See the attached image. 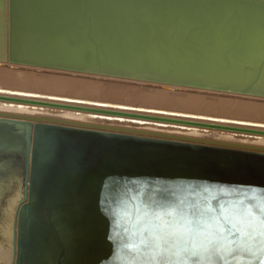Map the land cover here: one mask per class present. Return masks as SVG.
Returning <instances> with one entry per match:
<instances>
[{"label":"water","instance_id":"water-1","mask_svg":"<svg viewBox=\"0 0 264 264\" xmlns=\"http://www.w3.org/2000/svg\"><path fill=\"white\" fill-rule=\"evenodd\" d=\"M0 63L264 99V0H0ZM16 92L0 83L2 102L264 136L244 115ZM13 172L14 264H264V146L0 112ZM171 206L253 215L213 245L158 243Z\"/></svg>","mask_w":264,"mask_h":264},{"label":"bare ground","instance_id":"bare-ground-1","mask_svg":"<svg viewBox=\"0 0 264 264\" xmlns=\"http://www.w3.org/2000/svg\"><path fill=\"white\" fill-rule=\"evenodd\" d=\"M36 69L38 71V68ZM43 72H44L43 69L42 72L41 71L35 72L33 71V69L32 70L27 69V71L25 70L21 72L17 70L12 71V69H6L5 67L2 68L1 65L0 83L23 89V91L27 92L26 94L29 93L35 94L36 92L40 93V91H43V93L44 92L55 93L58 96L68 97L67 95H65V93H68L70 95H75L69 97L80 98V99L84 98L82 95L85 96L112 95V97L128 96L131 97L132 99H137L145 104L147 103L153 105L180 107L183 109H191V110H208V111L216 110V109L212 110L205 108L201 109L202 106L200 108H195L196 104L194 102L189 103L188 99L192 95L193 96L196 95L191 93L189 89H184V88L177 89L170 86H156V88L152 89L153 91H150L148 85L141 83H136V84L132 83V85L125 87L123 84L114 83L112 79H107L104 82L97 83L94 80L85 81V79L83 78L73 77L68 73L57 72V74H55L56 73L55 72L54 74L52 73L49 74L48 72L47 74L46 72L45 74ZM115 80L121 81L120 79H115ZM63 82H67V83L63 84ZM79 83H87V84L81 85ZM25 92H16V93L25 94ZM59 93H62V95ZM222 94L230 95V93H222ZM256 100L260 101V98H249V99H245L244 101H239V102L237 101L234 103H230L228 102L229 101L228 98L222 101L213 100L211 105L214 106L216 105L218 108H220L219 110H221L222 112L224 110L230 109L233 110L234 112H237V115L255 117V118H259V120L262 121L264 120V112L260 110V108L259 110L262 111V112H258L260 116H258L257 114L251 115L250 113L251 109H253L254 107H257L258 109V107L261 106L260 105L261 102H257ZM211 107L214 108L213 106ZM47 109L34 105L0 101V112H5V113H15V114H25V115H35V114L50 115L49 112L51 110L48 112ZM262 109L264 110V108ZM58 115H59L58 117L64 119L75 120L80 122L95 123V124H110L115 126L138 128L143 130L159 131V132L173 133V134L186 135V136L200 137L203 133V132L201 133L200 131H204L195 127L173 125L167 123H158V122H149L139 119H129L124 117H113L107 115H98V114L82 113L75 111L62 110L61 113ZM225 134L224 135L219 134L221 139L228 141H235L237 139H240V138L236 139L229 137V136H233L232 134L234 133L232 134L225 133ZM235 142L264 146V137L258 135H243L242 140ZM22 187H23L22 177L20 172L10 173L6 175L4 178L2 177L0 179V264H14V261L12 263V260L15 259V247L12 243L13 214L15 211L16 204L19 198L21 197Z\"/></svg>","mask_w":264,"mask_h":264},{"label":"snow or ice","instance_id":"snow-or-ice-1","mask_svg":"<svg viewBox=\"0 0 264 264\" xmlns=\"http://www.w3.org/2000/svg\"><path fill=\"white\" fill-rule=\"evenodd\" d=\"M252 215L251 208L244 211V218H242L240 210L233 211L223 207L220 216H217L210 206L198 209L191 215L185 208L171 206L158 208L152 213L150 219L159 233L156 237L158 243H167L169 239L187 241L197 238L207 245H213L223 239L222 234L226 231L225 224L230 225L231 229L242 232L243 228L238 225L245 224L246 217ZM261 227H264V222L261 223Z\"/></svg>","mask_w":264,"mask_h":264},{"label":"rangeland","instance_id":"rangeland-1","mask_svg":"<svg viewBox=\"0 0 264 264\" xmlns=\"http://www.w3.org/2000/svg\"><path fill=\"white\" fill-rule=\"evenodd\" d=\"M1 65H2V68H6V69H12V71H14V70H17V71H19V72H21V71H27V69L29 70H32L33 69V71H35V72H39V71H41L42 72V69H39L38 68V71H37V69L35 68V67H28V66H13V65H9V64H3V63H0ZM1 65H0V67H1ZM13 66V67H12ZM10 67H12V68H10ZM35 69V70H34ZM43 73H45L46 74V72H47V74H48V72H49V74H54L55 72V74H57V72H60V73H68V74H70V75H72L73 77H76V78H83V79H85V81H90V80H94V81H96L97 83H101V82H104V81H106L107 79H112L113 80V82L114 83H116V84H123L125 87H128L129 85H132V83L133 82H130V81H119V80H115L114 78H102V77H93V76H88V75H82V74H77V73H69V72H63V71H55V70H45V69H43ZM58 75H60V74H58ZM57 75V76H58ZM56 76V77H57ZM55 77V78H56ZM67 82H63V84H66ZM79 84H81V85H83V84H87V83H79ZM136 84V83H135ZM141 84H144V83H141ZM156 86H161V85H154V86H148L149 87V90L150 91H153L152 89H154V88H156ZM147 87V86H146ZM190 91H191V93H193L194 95H196V96H191V97H189V103H191V102H194L195 104H196V106H195V108H200L201 106V109H203V108H205V109H212V110H215V112H218V111H220V112H218V115L220 116V117H226V115H232V116H235V115H237V112H234L233 110H230V109H228V110H224L223 112L221 111V110H219L220 108H218L216 105L214 106V105H211V103L213 102V100H215V101H222V100H225V99H228L229 98V101L228 102H230V103H234V102H239V101H244L245 99H249V98H256V97H246V96H244V95H234V94H230V95H225V94H222V93H216V92H211V91H206V90H194V89H189ZM43 93V91H40V93ZM37 93V92H36ZM44 93H46V94H55V93H48V92H44ZM59 94H61L62 95V93H59ZM66 94V93H65ZM55 95H57V94H55ZM84 98H89V99H92V100H100V99H108V100H111V102H114V103H121V102H127V103H130L131 101H133V99L131 98V97H128V96H124V97H112V95L111 96H109V95H89V96H85V95H82ZM264 100V99H263ZM263 100H261L260 99V101L259 100H256L257 102H261L260 103V105L262 106V108H264L263 106H264V104H263ZM241 103V102H240ZM199 104H202V105H199ZM198 105V106H197ZM207 108H206V107ZM209 106V107H208ZM211 106H213L214 108H212ZM261 106H259L258 107V109H257V107H254L253 109H251V115H258V116H260L259 114H258V112H264V110L261 108ZM41 108H43V107H41ZM224 108H227V107H224ZM229 108V107H228ZM259 108H260V110H262V111H260L259 110ZM44 109H47V108H44ZM162 109V108H161ZM218 109V110H217ZM257 109V110H256ZM51 110V111H50ZM53 110V111H52ZM252 110H254V111H252ZM47 111L50 113V115H52V116H59L58 114H60L61 113V111L62 110H58V109H47ZM64 111V110H63ZM202 111H208V110H202ZM227 113H226V112ZM233 111V112H232ZM186 112H192V113H196L197 111H190V110H188V111H186ZM224 112H225V114H224ZM57 114V115H56ZM235 114V115H234ZM261 114V113H260ZM46 115H49V114H46ZM217 115V116H218ZM222 115V116H221ZM262 115V114H261ZM201 133H202V131H200ZM215 133V136L218 138V139H221V137H220V135H224L225 133H229V134H232V132H228V131H219V130H214V131H210V130H207V131H203V133H202V135L200 136V137H203V136H209V135H211L210 133ZM217 132V133H216ZM208 133V134H207ZM213 133V134H214ZM218 134V135H217ZM220 134V135H219ZM226 135V134H225ZM233 136H229V137H232V138H240V139H237V140H235V139H233V140H235V141H239V140H242L243 139V135L241 136V135H239V134H232ZM207 136V137H208ZM264 137V136H263ZM222 140H224V139H222Z\"/></svg>","mask_w":264,"mask_h":264}]
</instances>
